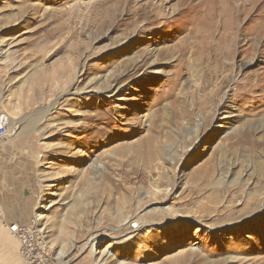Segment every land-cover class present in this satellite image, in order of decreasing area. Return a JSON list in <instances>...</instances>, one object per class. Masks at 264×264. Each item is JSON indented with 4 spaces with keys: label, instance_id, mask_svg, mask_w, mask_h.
Wrapping results in <instances>:
<instances>
[{
    "label": "rangeland",
    "instance_id": "374dc122",
    "mask_svg": "<svg viewBox=\"0 0 264 264\" xmlns=\"http://www.w3.org/2000/svg\"><path fill=\"white\" fill-rule=\"evenodd\" d=\"M261 29L264 0H0V246L35 218L47 264H264Z\"/></svg>",
    "mask_w": 264,
    "mask_h": 264
},
{
    "label": "built area",
    "instance_id": "2783aa9c",
    "mask_svg": "<svg viewBox=\"0 0 264 264\" xmlns=\"http://www.w3.org/2000/svg\"><path fill=\"white\" fill-rule=\"evenodd\" d=\"M8 121L5 114H0V139L7 136ZM35 218H30L26 224L8 225V231L17 239L19 244L18 253L27 264H47L44 254V244Z\"/></svg>",
    "mask_w": 264,
    "mask_h": 264
},
{
    "label": "crops",
    "instance_id": "0c3cea01",
    "mask_svg": "<svg viewBox=\"0 0 264 264\" xmlns=\"http://www.w3.org/2000/svg\"><path fill=\"white\" fill-rule=\"evenodd\" d=\"M15 221V220H10ZM17 222L24 223L28 221L22 222L21 220H16ZM0 258L3 259V261H12V260H18L19 253H18V245L17 244H1L0 246Z\"/></svg>",
    "mask_w": 264,
    "mask_h": 264
},
{
    "label": "bare ground",
    "instance_id": "6f19581e",
    "mask_svg": "<svg viewBox=\"0 0 264 264\" xmlns=\"http://www.w3.org/2000/svg\"><path fill=\"white\" fill-rule=\"evenodd\" d=\"M242 13V12H241ZM243 14V13H242ZM240 16V15H239ZM253 16V15H252ZM253 17H252V21H253ZM250 21V20H249ZM251 21V22H252ZM255 21V20H254ZM248 22V21H247ZM257 22V21H256ZM256 22H254V24L256 23ZM250 23V22H249ZM221 24V23H220ZM251 24H253V23H251ZM253 24V25H254ZM257 24V23H256ZM260 24V23H259ZM227 25V24H226ZM253 25H250V26H253ZM228 26V25H227ZM261 26H262V24H261ZM261 26H259V27H261ZM225 27V26H224ZM247 27H249V26H247ZM254 27H256V26H254ZM258 27V28H259ZM257 28V27H256ZM223 29V28H222ZM227 29V28H226ZM260 29V28H259ZM246 30H248L247 28H246ZM250 30V29H249ZM251 30H253V29H251ZM261 30H263V29H261ZM227 31V30H226ZM239 31V30H238ZM264 31V30H263ZM229 32V31H228ZM244 32H245V30H244ZM247 32V31H246ZM255 32V31H254ZM257 32V31H256ZM260 32V31H259ZM234 34H235V32H234ZM256 34V33H255ZM221 36V35H220ZM225 37V36H224ZM229 39V38H228ZM252 39V38H251ZM232 41H234L233 39H232ZM235 42V41H234ZM251 42V41H250ZM232 43V42H231ZM251 45V44H250ZM226 46V45H225ZM231 47V46H230ZM255 48V47H254ZM249 53V52H248ZM248 62V61H247ZM250 62V61H249ZM242 63H245V62H242ZM107 91L108 92H114V86L113 85H110V86H108V88H107ZM54 107V106H53ZM50 109H48L47 111H49ZM5 116H6V118L8 119V117H7V115L5 114ZM7 129H8V133H7V137L8 136H10L15 130H14V128H9V127H7ZM48 177V176H47ZM37 216H39L40 217V219H44V214L43 213H38V215ZM26 224V223H25ZM97 235H95V237H96ZM18 250H19V244H18ZM64 251V250H63ZM62 251V253L60 254V256L58 257V258H60V259H62V258H64L65 256H66V254L64 253ZM20 256V255H19ZM62 262V261H61Z\"/></svg>",
    "mask_w": 264,
    "mask_h": 264
},
{
    "label": "water",
    "instance_id": "95a60500",
    "mask_svg": "<svg viewBox=\"0 0 264 264\" xmlns=\"http://www.w3.org/2000/svg\"><path fill=\"white\" fill-rule=\"evenodd\" d=\"M26 193V191H24Z\"/></svg>",
    "mask_w": 264,
    "mask_h": 264
}]
</instances>
